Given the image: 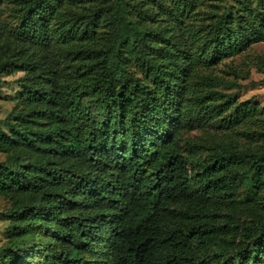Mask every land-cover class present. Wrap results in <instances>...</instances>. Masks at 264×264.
<instances>
[{"label": "trees", "instance_id": "1", "mask_svg": "<svg viewBox=\"0 0 264 264\" xmlns=\"http://www.w3.org/2000/svg\"><path fill=\"white\" fill-rule=\"evenodd\" d=\"M232 2L5 0L0 264H264V116L216 88L264 0Z\"/></svg>", "mask_w": 264, "mask_h": 264}, {"label": "rangeland", "instance_id": "2", "mask_svg": "<svg viewBox=\"0 0 264 264\" xmlns=\"http://www.w3.org/2000/svg\"><path fill=\"white\" fill-rule=\"evenodd\" d=\"M205 2V0H202ZM232 0H224L226 8H230ZM7 4L5 0H0V26L3 27L13 25L14 21L8 17ZM222 7H220L221 9ZM264 42L251 43L245 49L231 57L222 60L217 68V73L222 75L226 80H233L235 83L242 85L240 88L235 86L216 88L224 93H231L237 101H248L254 103L259 114L264 116ZM234 69L229 74L220 73V69ZM235 71V72H234ZM23 72L14 71L10 74L0 73V119H9V112L20 94V88L16 84V79L22 78ZM1 128L7 131L3 123H0ZM205 130H214L215 125L208 122L204 126ZM200 128H193L189 132L182 133L181 139H189L193 136L200 135ZM242 139V138H239ZM185 141L181 140L180 144L183 147ZM184 148V147H183ZM5 157L4 153L0 152V161ZM10 202L7 198L0 196V212L8 209ZM7 220L0 216V246L6 239L5 227Z\"/></svg>", "mask_w": 264, "mask_h": 264}]
</instances>
